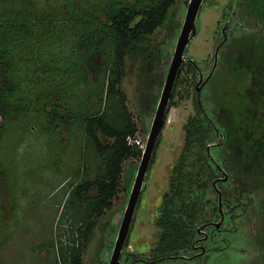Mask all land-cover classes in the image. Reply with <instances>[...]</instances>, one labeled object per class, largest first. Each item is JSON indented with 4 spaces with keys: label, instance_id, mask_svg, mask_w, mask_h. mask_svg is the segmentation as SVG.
<instances>
[{
    "label": "trees",
    "instance_id": "1",
    "mask_svg": "<svg viewBox=\"0 0 264 264\" xmlns=\"http://www.w3.org/2000/svg\"><path fill=\"white\" fill-rule=\"evenodd\" d=\"M177 1L123 0L116 4L114 0H0V79L5 82L0 87V110L9 115L8 106H15L20 123L23 120L18 118L19 113L27 112L33 130L52 145L53 142L63 145V127H75V119L80 120L77 132H84L85 140L76 132L72 144L83 146L84 142L90 146H84L83 155L78 154L77 159L82 161L85 149H93L99 156L93 174H90L93 163H78V173L79 169L84 171L80 172L81 180L65 203V208L72 211L74 225L68 229L69 241L60 239L57 245L64 264H84L83 252L98 219L112 208L121 192L126 160L142 156V144L136 142L138 124L122 89L127 59L143 56L145 69L158 75L154 63L164 50L151 38L168 21ZM236 1L230 0L225 17L230 16ZM253 1L264 12V0ZM242 61L250 85L234 111L219 105L216 113L220 122H217L204 108L201 97L194 100L196 113L189 115L184 125L185 143L172 169L156 220L159 235L151 251L154 257L193 250L199 227L221 217L216 187L222 190L227 212L233 213L230 207L236 197L232 191L231 196L225 195L223 178L226 174L250 171L249 165L262 153L264 37L248 50L245 64ZM184 64L195 84L198 65L193 61ZM19 69H23L29 80L23 88L13 79ZM166 69L160 76L162 87ZM95 73L99 76L96 82ZM95 96L105 105L101 109L93 106L95 110L90 112L86 105ZM233 112L237 113L236 118L232 117ZM227 132L237 134L240 142L221 163L211 155L209 145L214 144L212 139H219L221 133ZM102 136L111 141H104ZM54 138L57 140L53 141ZM225 143L223 140L218 148ZM253 148L259 152L252 151ZM154 156L155 152L153 161ZM88 158L83 157L84 162ZM208 192L212 194L210 199H206Z\"/></svg>",
    "mask_w": 264,
    "mask_h": 264
},
{
    "label": "rangeland",
    "instance_id": "2",
    "mask_svg": "<svg viewBox=\"0 0 264 264\" xmlns=\"http://www.w3.org/2000/svg\"><path fill=\"white\" fill-rule=\"evenodd\" d=\"M121 1L123 0H114L116 4ZM188 3L189 0H178L168 21L152 35V42L160 44L164 50L154 63L159 71L158 75H152L145 69L143 56L127 59V74L122 89L138 124L136 140L143 147L148 140L163 89L159 84L160 76L166 67V73L169 68L166 63L172 60L180 33L177 31L182 28ZM229 3L230 0L203 2L198 18L199 29L186 50L185 63L195 62L205 79L211 72L216 50L221 43L217 66L210 80L203 83L198 75L195 84L185 70L186 65L182 67L171 99L174 104L169 109L165 127L155 149L154 161H151L145 177L120 258L121 264H132L133 261L137 262L135 264H142L140 258L149 256L157 242L159 229L156 220L164 193L170 184L172 169L178 162L185 143L184 125L189 115L196 113V96L201 97V103L208 114L220 122L216 113L217 107L222 105L234 111L235 105L241 102L245 89L250 85V77H246L241 64L242 60L245 64L248 50L263 40L264 12L253 0H237L230 16L225 17ZM22 71L23 69H19V73L17 71L13 76L21 88L29 81ZM242 74L244 75L241 76ZM93 78L96 82L99 79L98 74L95 73ZM4 84L3 79H0V87ZM92 102L95 104L90 106ZM88 104L86 110L90 109V112L105 105L96 96ZM14 107L8 106L9 115L0 110V264H64L60 260L57 245H60V239L65 243L69 241L68 229L74 225L70 216L72 211L65 208V203L73 187L81 180L80 172L84 171L79 169L78 173V163H93L90 166L93 168L90 174H93L95 159L98 163L99 156L93 149H85L82 161L77 159L78 154L83 155V148L90 146L84 142L83 146L72 144L80 120L75 119V127H63V145L62 142H53L52 145L46 137H39L37 131L33 130L32 120L29 119L31 116L26 118L27 112L19 113L18 118L23 120L20 123ZM237 116L233 112L232 117ZM77 134L85 140L84 132ZM102 138L104 141H111L104 136ZM221 138L222 141L225 140V146L218 148L212 143L209 146L214 159L223 163L222 158L229 155L230 149H234V145L240 141L235 133H223ZM212 140L218 142L217 138ZM263 147L262 153L249 165L250 171L225 176V195L231 196L232 191L236 197L230 207L233 213H226L228 215L223 221L222 231L207 228L214 238L205 242L212 245V251L205 255V261L198 259L196 262L189 261V264H264ZM89 150L92 151V156ZM252 151L259 152L258 148H253ZM62 153L64 157L60 156ZM83 157L85 160L89 157L88 161L84 162ZM141 158L126 160L121 192L114 200L112 208L98 219L91 240L83 252L84 264H108ZM240 187L242 189L239 191ZM211 195L208 192L206 199H210ZM200 229L201 232L207 230L204 226ZM202 237L198 234L197 239ZM221 247L223 248L219 250ZM180 254L190 257L193 251L180 252L174 255L176 259L163 262L180 264L182 261L177 259Z\"/></svg>",
    "mask_w": 264,
    "mask_h": 264
},
{
    "label": "water",
    "instance_id": "3",
    "mask_svg": "<svg viewBox=\"0 0 264 264\" xmlns=\"http://www.w3.org/2000/svg\"><path fill=\"white\" fill-rule=\"evenodd\" d=\"M203 2L204 0H189L188 7L186 10V16L180 34L177 38L173 57L169 65L166 80L150 127L148 140L143 149L141 162L139 164V168L137 170L135 180L133 182L128 203L119 227L115 246L108 264L121 263L120 258L124 250L125 244L127 242V238L134 218L136 206L139 202L140 194L143 189L145 177L147 175L148 169L153 159L157 140L165 127L169 109L171 107V99L173 96V91L175 89L182 66L186 60L185 58L186 50L189 44L191 43L192 39L197 35V31L199 29L198 18ZM216 60H218L217 55H216ZM215 67H216V63L208 79L213 74ZM220 209H221V222H222L225 215L221 205V194H220ZM219 224L220 223H218V225Z\"/></svg>",
    "mask_w": 264,
    "mask_h": 264
},
{
    "label": "flooded vegetation",
    "instance_id": "4",
    "mask_svg": "<svg viewBox=\"0 0 264 264\" xmlns=\"http://www.w3.org/2000/svg\"><path fill=\"white\" fill-rule=\"evenodd\" d=\"M223 43H224V40H223ZM220 45H221V43H220ZM219 45V47L217 48V50H216V53H215V58H214V64H213V67H214V65H215V63H216V66H217V62H218V60H216V55H217V59H218V51H219V48L221 47ZM186 61V60H185ZM217 61V62H216ZM213 67H212V69H213ZM216 68V67H215ZM212 69H211V71H212ZM211 73V72H210ZM210 73L208 74V76L204 79V77H203V73H202V71H201V69H199V73H198V75H199V79H200V81H203V83H206L208 80H210V78H211V76L213 75H211L210 76V78L208 79V77H209V75H210ZM208 79V80H207ZM197 90L199 91L200 89L197 87ZM222 135H223V133H221V135H220V137H219V139H218V142H215L213 145H221V143H222V139H221V137H222ZM226 175H228V174H226ZM223 178V177H222ZM223 179H225V177L223 178ZM217 186V185H216ZM217 188V190H218V193H219V208H220V194H221V205H222V209H223V212H224V215H225V217H226V215H228V214H226L227 213V208H226V206H224V204H223V194H222V190L220 189V188H218V187H216ZM220 212H221V209H220ZM225 217H224V219H225ZM224 219H223V221H224ZM223 221L221 222V217H220V219H218V220H213V221H210V222H206V223H204V224H202L201 226H204L206 229L208 228H214L217 232H219V231H222V225H223ZM218 223H220L219 225H218ZM200 226V227H201ZM200 227H199V229H198V233H199V235H201V236H203L202 238H198L197 239V241H196V244H193V254L189 257V255H187V256H185V255H183V254H180L179 255V257H177V259H179L180 261H182L180 264H189V261H194V262H196L198 259L200 260H204L205 261V255L207 254V255H209L208 254V252L212 249V245L211 246H209L208 245V243H205L207 240H209V239H212V238H214L212 235H211V232H209L208 231V229L204 232H201L200 230ZM203 233V234H202ZM223 247H221V248H219V250L220 249H222ZM212 251V250H211ZM210 251V252H211ZM123 253V252H122ZM207 257V256H206ZM171 259H176V257H174V255H171V256H167V257H154V256H152L151 254L149 255V256H147V257H142V258H140V262L142 263V264H163L164 262L163 261H169V260H171ZM135 263H137L136 261H133V263L132 264H135ZM121 264V263H120ZM165 264V263H164Z\"/></svg>",
    "mask_w": 264,
    "mask_h": 264
},
{
    "label": "built area",
    "instance_id": "5",
    "mask_svg": "<svg viewBox=\"0 0 264 264\" xmlns=\"http://www.w3.org/2000/svg\"><path fill=\"white\" fill-rule=\"evenodd\" d=\"M136 142H137L138 144H141L139 140H136ZM141 146L143 147V145H141ZM143 148H144V147H143Z\"/></svg>",
    "mask_w": 264,
    "mask_h": 264
},
{
    "label": "clouds",
    "instance_id": "6",
    "mask_svg": "<svg viewBox=\"0 0 264 264\" xmlns=\"http://www.w3.org/2000/svg\"><path fill=\"white\" fill-rule=\"evenodd\" d=\"M144 149V148H143Z\"/></svg>",
    "mask_w": 264,
    "mask_h": 264
}]
</instances>
